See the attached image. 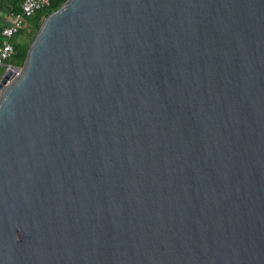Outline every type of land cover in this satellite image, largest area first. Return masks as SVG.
<instances>
[{"label":"water","instance_id":"water-1","mask_svg":"<svg viewBox=\"0 0 264 264\" xmlns=\"http://www.w3.org/2000/svg\"><path fill=\"white\" fill-rule=\"evenodd\" d=\"M0 66V264H264V0H64Z\"/></svg>","mask_w":264,"mask_h":264},{"label":"built area","instance_id":"built-area-1","mask_svg":"<svg viewBox=\"0 0 264 264\" xmlns=\"http://www.w3.org/2000/svg\"><path fill=\"white\" fill-rule=\"evenodd\" d=\"M18 4L19 8L11 13L12 22L1 29L0 63L6 61L15 52L11 37L24 27L37 11L49 7L51 0H19ZM44 17L41 15L38 23H41Z\"/></svg>","mask_w":264,"mask_h":264},{"label":"trees","instance_id":"trees-1","mask_svg":"<svg viewBox=\"0 0 264 264\" xmlns=\"http://www.w3.org/2000/svg\"><path fill=\"white\" fill-rule=\"evenodd\" d=\"M63 1L64 0H51V4L49 5V7L43 8V9L37 11L33 15L34 16L33 21L27 27H22L17 33H15L11 37V41L14 45L15 52L8 59H6V61L8 63L16 64V65L22 64L24 57H25V54H26V51H27V48H28V45H29L28 43H29V41L32 40L35 32L37 31L36 29H34V27H35V25H37L36 28L39 27L38 20H39L40 16L41 15L46 16L50 11H52L53 9L58 7ZM1 29H0V42H1V38H2ZM25 38L29 39L27 44L23 42L25 40ZM0 75H1V73H0Z\"/></svg>","mask_w":264,"mask_h":264},{"label":"crops","instance_id":"crops-1","mask_svg":"<svg viewBox=\"0 0 264 264\" xmlns=\"http://www.w3.org/2000/svg\"><path fill=\"white\" fill-rule=\"evenodd\" d=\"M19 7L18 0H0V29L12 22V12ZM34 19V16L28 20L24 27H27ZM3 67L0 66V73Z\"/></svg>","mask_w":264,"mask_h":264},{"label":"rangeland","instance_id":"rangeland-1","mask_svg":"<svg viewBox=\"0 0 264 264\" xmlns=\"http://www.w3.org/2000/svg\"><path fill=\"white\" fill-rule=\"evenodd\" d=\"M38 24H40V23H38ZM36 27H37V25H35L34 29L37 30L38 28H36ZM28 41H29V39H28V38H25V40H24L23 42L27 44ZM29 43H30V41H29ZM29 43H28V44H29Z\"/></svg>","mask_w":264,"mask_h":264},{"label":"flooded vegetation","instance_id":"flooded-vegetation-1","mask_svg":"<svg viewBox=\"0 0 264 264\" xmlns=\"http://www.w3.org/2000/svg\"><path fill=\"white\" fill-rule=\"evenodd\" d=\"M5 62H7V61H5Z\"/></svg>","mask_w":264,"mask_h":264}]
</instances>
